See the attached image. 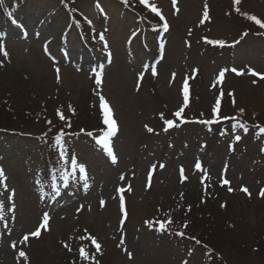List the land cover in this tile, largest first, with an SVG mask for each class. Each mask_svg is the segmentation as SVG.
<instances>
[{
    "label": "rangeland",
    "instance_id": "rangeland-1",
    "mask_svg": "<svg viewBox=\"0 0 264 264\" xmlns=\"http://www.w3.org/2000/svg\"><path fill=\"white\" fill-rule=\"evenodd\" d=\"M5 1L18 16L0 13V89L20 101L17 78L30 81L50 96L54 126L0 131V264H264V79L248 72L264 75V28L243 18L264 23V0H150L160 15L78 0L91 48L75 26L64 32L63 5ZM101 95L118 125L111 153L97 143ZM240 109L262 124H202ZM57 135L63 154L52 146ZM55 174L64 178L48 186ZM45 213L46 228L24 241ZM203 220L213 225L200 229ZM202 230L209 250L194 238Z\"/></svg>",
    "mask_w": 264,
    "mask_h": 264
},
{
    "label": "trees",
    "instance_id": "trees-1",
    "mask_svg": "<svg viewBox=\"0 0 264 264\" xmlns=\"http://www.w3.org/2000/svg\"><path fill=\"white\" fill-rule=\"evenodd\" d=\"M19 1H20L19 3H22L25 0H19ZM59 1H60L59 2L60 4L65 5V9H66L65 10L66 11V14H65L66 17L65 18L69 19L70 21H72L73 23L78 25L84 33L87 32L88 28H87V25L85 23V20L78 12V5H79V4H77L78 0H59ZM88 1L94 2L96 0H88ZM114 1H115L117 6H119V5L127 6L128 5L129 7H132L135 10H137L138 7L141 5L139 0H114ZM136 1H138V2H136ZM248 16H250V15L249 14L244 15L243 18H244L245 22L250 25L251 30H254V27H256V29H260V28H257V27H260L259 25H257L254 21L247 18ZM17 80L19 82L18 85L20 86V90H22V93H24L25 98L22 97L23 101L22 100L16 101L14 98L15 95L14 94H13V96L11 95L13 93L11 89H8V88L0 89V130L19 133V132H21L20 130H25V129L21 128V127H24V125H28L29 123H36L39 120H41V121L45 120V121H43L45 131L49 132L50 128L52 126H54V124L51 122V120L48 118L47 114L45 113V112H49L50 108H49V106H46L48 103H45L44 98H50V96L45 95V92H42L39 89H38V92L35 91L33 84H30V81H25V79H22V81H21L18 78H17ZM10 97L12 99H14L17 102V104L12 103L10 101L11 100ZM215 103H217V101ZM212 109H214V105H213ZM52 114L57 116L59 113L57 110H54V113H52ZM41 117H43V119H41ZM227 117H230L229 119H232L235 121L239 120V123H241L242 125H245L248 128L250 125L262 124L259 120H254L253 118L249 119L248 115L246 113H244V111L242 113H240L238 111L232 112ZM233 118H235V119H233ZM219 120L220 119H214L213 121H219ZM213 121H211V122H213ZM186 123H189V122H186ZM179 125H180V123L179 124H173L174 127H179ZM261 126L264 127V125H261ZM246 127H242L241 131H245ZM41 135H45V133H41ZM263 144H264V140H263ZM60 163L63 166H65L62 161ZM62 171L65 172V170H62ZM54 178H56V174L54 175ZM205 217H206V215H205ZM208 218H211V216L208 215ZM203 221L205 223L204 224L201 223L200 229H202V228L208 229L209 227H211L213 225V222H211V220L209 222H207L206 220H203ZM196 234L198 236H196L194 238L198 242H200L202 245H204L207 250L211 249L212 244L208 238L207 232L202 230L201 232H198ZM201 234L203 237L201 236ZM199 236H201V237H199ZM197 237L203 238V241L199 240V238H197ZM221 262H222V260H221ZM222 264H223V262H222Z\"/></svg>",
    "mask_w": 264,
    "mask_h": 264
},
{
    "label": "snow or ice",
    "instance_id": "snow-or-ice-1",
    "mask_svg": "<svg viewBox=\"0 0 264 264\" xmlns=\"http://www.w3.org/2000/svg\"><path fill=\"white\" fill-rule=\"evenodd\" d=\"M173 2L175 3V0H173ZM141 4H144L145 6H149L151 8V11L156 13V15H160L159 9L155 6L154 3H150V0H140ZM234 3H239V0H234ZM204 18H207V11L204 12ZM248 19L254 21L257 25H259L260 27L264 28V23H262L259 19H257L255 16H248ZM161 19H163V17L161 16ZM201 23H203V20H201ZM164 28L167 29V24L164 25ZM209 43H213V44H223V41H209ZM0 53H2L3 55L7 56V53L4 51V45L0 44ZM58 71V70H57ZM232 71L237 72V74H242L241 72L237 71V69L233 68ZM152 72L153 75L156 74V70L155 68H152ZM249 74L251 75H259L261 79H264V75L259 74L255 71H253L252 69H248ZM219 76L222 78L224 76V72L221 71ZM96 84L99 85L101 83V73L100 72H96ZM255 82V81H254ZM229 95H231V93H229ZM183 96H184V102L185 105H187L188 102V86L185 83L184 85V89H183ZM99 101H100V109H101V114L103 117V123L107 126L106 130L103 131V134L99 137L97 143L102 145L103 148L108 151L109 153H111V148H110V138L113 137L117 131H118V125L117 122L115 121V119L112 116V111L110 109V106L108 105V103L106 102L105 98L101 95L99 97ZM220 107L219 104V100H217V104L215 105L213 111L214 113L217 111V109ZM183 111V108H181L179 111H177L174 115L179 117L181 115V112ZM240 112H243V109H240ZM61 118L63 119V117L61 116ZM235 119V118H233ZM166 124L168 127H172L173 126V121L172 120H167ZM242 127H246L245 125H240ZM149 131H152V129H148ZM259 132L264 133V127H259ZM54 139V144L52 145L54 148L59 147L61 153L63 154L64 150L61 146L62 144V137L60 135H57L56 137L53 138ZM63 158V156H62ZM73 164H75V160L72 161ZM161 167H163V165H161ZM195 167L197 169L201 168V164L199 162H197L195 164ZM79 171L81 173V179H84V166L83 165H79ZM181 173H183V170H181ZM4 180V172L2 170H0V184L3 183ZM224 183H228L227 181H224ZM231 191V189H229ZM243 191H247V189H242ZM118 191L122 192L123 189H118ZM261 195H264V190L261 191ZM101 203L103 204V201H101ZM124 201L123 199H121V212H124ZM49 220V216L47 213H45L43 215L42 218V222L41 224L35 229V231L31 232L30 234H26L23 237L24 241H27L29 238V235L31 236H35L38 237L40 235L41 229L42 228H46L47 223ZM123 222V221H122ZM169 223L171 222L170 220L168 221ZM147 223V222H146ZM165 229V223L164 222H159V230H164ZM182 235V233H181ZM93 242L95 243V241L93 240ZM121 243H123V239L121 241ZM97 249H99V245H96ZM18 255L22 258L27 259L26 257V253L24 251H19ZM81 255L84 258H87L85 252L83 249H81Z\"/></svg>",
    "mask_w": 264,
    "mask_h": 264
}]
</instances>
